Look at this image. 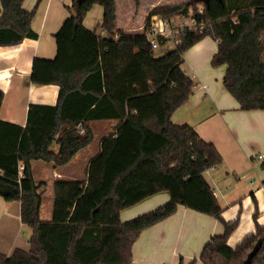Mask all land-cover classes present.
<instances>
[{"label": "trees", "instance_id": "1", "mask_svg": "<svg viewBox=\"0 0 264 264\" xmlns=\"http://www.w3.org/2000/svg\"><path fill=\"white\" fill-rule=\"evenodd\" d=\"M23 1L0 0V45L37 37L31 28L35 7L26 10ZM93 4L104 8L102 35L83 25ZM197 4L203 5L197 19L205 20L204 31L186 30L159 56L144 30L117 27L114 0H74L68 7L75 13L55 33L56 56L35 57L30 74L34 84L58 86L56 104L30 103L24 126L0 119V196L20 202L21 222L31 229L29 249L0 252V264H131L140 233L178 205L212 215L224 226L203 246L202 264H246L258 240L250 264H264V225L256 222L239 244H227L239 219L222 218L204 177L222 161L218 148L189 124L171 120L196 84L181 68L184 53L205 36L216 41L211 66L225 65L222 83L239 109L264 110V0H187L154 6L148 16L169 18L189 7L197 10ZM3 97L0 89V106ZM106 119L117 123L101 137L85 179L56 180L51 218L41 219L43 182L35 181L31 161L65 164L92 141L90 122ZM160 191L169 193L167 202L121 221L122 209Z\"/></svg>", "mask_w": 264, "mask_h": 264}, {"label": "crops", "instance_id": "2", "mask_svg": "<svg viewBox=\"0 0 264 264\" xmlns=\"http://www.w3.org/2000/svg\"><path fill=\"white\" fill-rule=\"evenodd\" d=\"M114 1L117 27L132 32V25L139 24L142 27L145 24L154 6L187 0H140L137 12L132 7L134 4L131 5L129 20L123 27L117 23L118 0ZM73 2L74 0L23 1L22 6L26 10L35 7L31 28L37 33V37L24 38L16 44L0 45V89L4 92L0 119L24 126L30 103L56 104L58 86L34 84L30 82V74L35 57L53 59L56 56L55 33L70 15L68 7ZM103 15V6L93 4L83 18V25L102 35L105 33L100 26ZM216 49L217 45L201 40L186 51L194 69L192 78L196 84L188 101L173 112L171 120L189 124L202 139L212 141L221 153V163L208 168L204 177L223 208L222 218L227 222L239 219L238 226L227 240L230 247H235L246 235L254 232L256 222L264 225V169L259 168L264 156L258 158L261 155L258 153L264 152V110L239 109L237 100L222 83L225 65H221L223 69L220 71L210 67L211 56ZM189 50L201 55L203 61L190 58L193 53ZM116 123L117 120L113 119L90 122L93 139L95 131H99L101 136L99 146L88 151L87 155L83 152L88 150L93 139L65 164L55 165L53 161L41 159L31 161L35 181L43 182L40 189L43 193H53L50 215L54 182L58 179H85L90 159L100 150L101 137L113 131ZM54 144L56 148L53 151L56 153L59 146L57 142L52 146ZM166 200H169L167 191L152 194L122 209L120 219L127 221L164 204ZM42 206L43 194L40 211ZM256 210L257 217L254 220ZM25 227L27 226L21 222L20 202L6 201L0 196L1 253L10 255L16 248L29 249L31 229L26 233ZM223 231L224 226L216 217L178 205L171 215L140 233L132 245L131 264H189L192 261L193 264H202L200 253L203 246L212 236L220 235Z\"/></svg>", "mask_w": 264, "mask_h": 264}, {"label": "built area", "instance_id": "3", "mask_svg": "<svg viewBox=\"0 0 264 264\" xmlns=\"http://www.w3.org/2000/svg\"><path fill=\"white\" fill-rule=\"evenodd\" d=\"M203 5L199 4L197 10L189 7L186 13L177 14L172 17H163L159 14L149 15L145 24L141 27L149 40L153 49L168 47L169 43L173 45L179 42V37L186 30L203 32L205 28V20L197 19L198 15H202ZM164 39V43L160 44L158 39ZM258 158H263L258 155Z\"/></svg>", "mask_w": 264, "mask_h": 264}, {"label": "rangeland", "instance_id": "4", "mask_svg": "<svg viewBox=\"0 0 264 264\" xmlns=\"http://www.w3.org/2000/svg\"><path fill=\"white\" fill-rule=\"evenodd\" d=\"M139 1L140 0H137V3H136V0H118V7H117V23L119 24V26L123 27L124 25L127 24L128 20H129V12H130V8H131V5H133L132 7H134V9L136 10V12L138 11L137 7H138V4H139ZM199 4H197L196 7H198ZM193 8V7H192ZM71 10V13H75V10L74 8H70ZM70 13V14H71ZM136 19V17H135ZM139 24H134L132 25V28H133V31L132 32H138V31H142V28L140 27ZM141 29V30H140ZM203 42L204 41H207L209 42L210 44L212 45H216V41L211 37V36H205L203 39H201ZM200 40V41H201ZM173 44L172 43H169V46L168 47H164V48H157V49H154L153 50V54L155 56H159V55H162L163 53L165 52H168L169 50H171L173 48ZM188 51V49L186 50ZM192 52V50H189ZM186 53V52H185ZM188 55L187 53L185 54V61L181 64V68L189 75L192 77V74L194 72V69L192 67V64H191V60L187 58ZM194 55V56H193ZM193 55L189 56L190 58H193L195 57L196 60L198 61H203V57H200L201 55H199L198 53H193ZM210 67H212L213 69H215V71H220L221 69V65L220 66H216V67H213L211 66V63H210ZM211 68V69H212ZM217 69V70H216ZM178 124H181V122H178ZM94 139L93 141L91 142L90 146L87 148L88 150H85L83 153L84 155H87L88 151H93L94 149H96L97 146H99L98 144V141L100 139V136H101V133H99V131H95L94 133ZM56 148V144H54L52 146V150H55ZM258 154H261L262 156H264V152H259ZM259 168H261V165H259ZM261 169H264L261 168ZM52 192L50 191H44L43 193V206H42V209L40 211V218L43 219V220H46L47 218H50L49 216H51V207H50V202H51V197H52ZM167 201V200H166ZM165 201V202H166ZM26 233L29 231V227H25V230H24Z\"/></svg>", "mask_w": 264, "mask_h": 264}, {"label": "water", "instance_id": "5", "mask_svg": "<svg viewBox=\"0 0 264 264\" xmlns=\"http://www.w3.org/2000/svg\"><path fill=\"white\" fill-rule=\"evenodd\" d=\"M262 241L258 240L252 247V249L248 252L246 259H245V263L246 264H250L252 262V259L254 257V255L257 253V251L259 250L260 246H261Z\"/></svg>", "mask_w": 264, "mask_h": 264}]
</instances>
